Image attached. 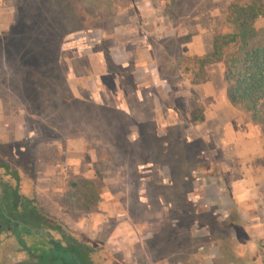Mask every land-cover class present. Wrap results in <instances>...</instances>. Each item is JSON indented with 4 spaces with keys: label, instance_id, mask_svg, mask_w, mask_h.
Instances as JSON below:
<instances>
[{
    "label": "rangeland",
    "instance_id": "374dc122",
    "mask_svg": "<svg viewBox=\"0 0 264 264\" xmlns=\"http://www.w3.org/2000/svg\"><path fill=\"white\" fill-rule=\"evenodd\" d=\"M254 1L0 0V163L93 264H264V125L227 79Z\"/></svg>",
    "mask_w": 264,
    "mask_h": 264
},
{
    "label": "flooded vegetation",
    "instance_id": "af4514ba",
    "mask_svg": "<svg viewBox=\"0 0 264 264\" xmlns=\"http://www.w3.org/2000/svg\"><path fill=\"white\" fill-rule=\"evenodd\" d=\"M94 88L95 82L91 92ZM43 209L36 194L24 187L21 175L0 163V264H43L57 254H75L80 264H93L95 250Z\"/></svg>",
    "mask_w": 264,
    "mask_h": 264
},
{
    "label": "trees",
    "instance_id": "16d2710c",
    "mask_svg": "<svg viewBox=\"0 0 264 264\" xmlns=\"http://www.w3.org/2000/svg\"><path fill=\"white\" fill-rule=\"evenodd\" d=\"M264 17V1L250 4L231 3L228 21L234 26L235 33L227 35L229 42H237L240 53L231 58L227 79L233 89L230 100L245 103L251 109L252 117L264 125V30L258 31L256 21ZM80 264L75 254L58 255L53 260L42 262L52 264Z\"/></svg>",
    "mask_w": 264,
    "mask_h": 264
},
{
    "label": "crops",
    "instance_id": "0c3cea01",
    "mask_svg": "<svg viewBox=\"0 0 264 264\" xmlns=\"http://www.w3.org/2000/svg\"><path fill=\"white\" fill-rule=\"evenodd\" d=\"M253 229L255 230V228H253V227H250V229H249V230H251V232H252V230H253ZM251 232H250V233H251ZM248 244H249V243H248ZM253 244H256V243H253ZM257 254H258L259 256H264V250H263V251H262V250H261V251H260V250H258V251H257Z\"/></svg>",
    "mask_w": 264,
    "mask_h": 264
}]
</instances>
